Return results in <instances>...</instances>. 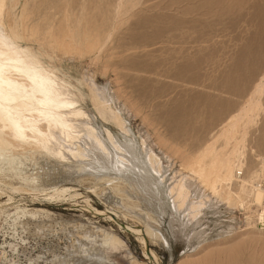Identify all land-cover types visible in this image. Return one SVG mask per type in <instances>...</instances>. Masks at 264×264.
I'll return each mask as SVG.
<instances>
[{"label": "rangeland", "instance_id": "rangeland-1", "mask_svg": "<svg viewBox=\"0 0 264 264\" xmlns=\"http://www.w3.org/2000/svg\"><path fill=\"white\" fill-rule=\"evenodd\" d=\"M4 5L2 28L27 49L33 65L45 69V92L73 101L103 138L108 131L138 151L145 138L163 168L161 176L146 166L110 184L104 178L115 171H97L95 178L72 166L86 161L52 159L60 167L47 160L49 154L41 158L16 147L19 158L28 157L27 175L77 195L46 200L29 191L1 193L0 264H140L148 262L145 248L157 264H264L263 202L253 204L248 187L238 195L236 181L253 175L258 184L264 172L257 159L264 156V0ZM20 68V75L31 77L32 69ZM8 82L23 90L16 80ZM91 83L110 96L127 130L95 101ZM13 111L9 115L22 120V112ZM0 139L10 145L2 129ZM173 174L187 175L210 198L185 229V212L175 214L166 193ZM217 184H231L235 194L220 188L216 196ZM147 226L164 240L144 234ZM101 229L124 242L122 252L103 249ZM185 230L196 248L186 246Z\"/></svg>", "mask_w": 264, "mask_h": 264}, {"label": "bare ground", "instance_id": "bare-ground-1", "mask_svg": "<svg viewBox=\"0 0 264 264\" xmlns=\"http://www.w3.org/2000/svg\"><path fill=\"white\" fill-rule=\"evenodd\" d=\"M4 7V0H0V91L2 92V95L0 94V129L6 133V138L10 145L8 147L4 146V144H2V139H0V194L6 190L10 192L29 191L35 192L36 194H43L46 200L70 199L77 195V193L67 194L66 191L68 187H59L50 181L51 184L45 186L41 183V179L39 180L36 178L37 175H32L33 177H30L29 175L32 174L30 172V174L27 175L26 160L28 157L24 155L22 157L26 159L19 158L21 154L19 152L20 155L14 153L16 147L32 150L33 155L34 153L36 154V152L39 155L41 153L51 155L52 158L47 155L49 157L47 160L56 159L58 161L59 159L63 160L72 157L80 162L86 161V163L81 162V164L74 163V165H72L76 172L78 170L83 171L87 169L89 174L93 175L95 172L97 173V171H115L117 175L115 174L110 178H104V181L110 184L115 183V180L120 179L123 174L134 172L139 174L144 171L146 166L149 167L156 176H161V170L163 168L161 159L152 150L151 146L146 143L145 138H142L139 144L141 151L137 150L138 146L136 147L126 141L122 143L117 142L108 131L105 133L106 138H103L102 135L85 120L87 117L84 119V112L75 108L73 101L60 96V93L56 91L51 95L45 92V87L47 85L46 78H44V74L46 73L45 69L37 68L36 65H33L35 64L33 63L35 60L33 61L31 59L27 49L12 42L2 28V13ZM22 65L33 70L31 77H29L28 74L20 75V67ZM13 79L22 86V91H17L14 86L8 82ZM89 87L93 98L96 99L94 100L102 106L101 108L103 111L115 122L117 121L119 123L118 125L124 129L123 131L127 130L124 125V119L118 114V109L115 106H111L110 102L112 99L109 98L110 96H105L103 91L98 90L92 83ZM11 92L13 93L10 94ZM101 108L99 109L101 110ZM15 109L22 112V120L17 119L13 115H9L10 111L15 113L13 111ZM101 116H104L103 112ZM128 140L129 139H127V141ZM40 156L42 158V154ZM47 156H45V158H47ZM257 159L261 160V164L264 165V156L259 155ZM40 161L42 162V160ZM52 162L55 161L52 160ZM52 162L50 161L51 164ZM56 162L55 164L60 166L57 164L58 162ZM45 166L49 165L46 163ZM45 177L46 176H44V179ZM98 177L99 179L101 178L99 175ZM231 178L234 179L235 177ZM161 180H163V177H160V181ZM12 181L18 183V185H11ZM158 181L159 179L157 182ZM236 181H238L239 188L237 194L248 187L251 190L250 195L252 203L261 204L263 202V191L260 184L256 183L255 176L253 177L252 175L247 179L240 178ZM193 187L194 184H192L191 178H187V175L183 174L177 178V176L173 174L166 188V193L170 198V206L173 212L175 214L185 212L183 216L186 215V219H182L183 221L181 223L183 229L186 228L187 224L191 223L192 226V222L196 215L202 211V208L206 206L210 200L208 195H203L202 191L199 193ZM220 188L221 190L224 188L230 196L235 194L231 189V184H225L223 186L217 184L215 186V193L218 197L221 196ZM191 194L193 195L192 197ZM30 216H32V214H30ZM78 224L76 225L79 226ZM130 229L138 237L139 231L134 227ZM142 230L146 235L164 240L161 232L157 229L147 226ZM99 231H101V246L103 249L123 251L124 242L116 234L106 232L102 229ZM185 232L186 246L188 248H196L190 242L193 234H189L188 230H185ZM83 236L85 238L92 237L88 232L83 233ZM142 242L145 244L143 240ZM82 252H85L84 248ZM143 254L144 257L148 259V262L146 261L140 264H157L153 254L150 253L148 248L143 250Z\"/></svg>", "mask_w": 264, "mask_h": 264}, {"label": "built area", "instance_id": "built-area-1", "mask_svg": "<svg viewBox=\"0 0 264 264\" xmlns=\"http://www.w3.org/2000/svg\"><path fill=\"white\" fill-rule=\"evenodd\" d=\"M259 184H260V187L263 191V195H264V172L263 174L261 175V178H260V181H259ZM263 205H264V200H263Z\"/></svg>", "mask_w": 264, "mask_h": 264}]
</instances>
